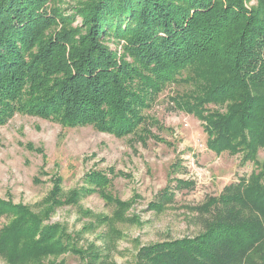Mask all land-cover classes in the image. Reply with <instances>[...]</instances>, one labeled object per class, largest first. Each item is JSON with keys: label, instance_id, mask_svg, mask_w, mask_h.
I'll use <instances>...</instances> for the list:
<instances>
[{"label": "trees", "instance_id": "16d2710c", "mask_svg": "<svg viewBox=\"0 0 264 264\" xmlns=\"http://www.w3.org/2000/svg\"><path fill=\"white\" fill-rule=\"evenodd\" d=\"M62 2L0 0V126L29 108L65 126L137 135L153 101L184 86L174 104L205 122L209 148L241 154L256 170L196 209L198 235L145 246L136 264H264V0H77L71 15ZM111 38L124 42L121 57L106 46ZM59 194L56 184L44 212L0 200V216L11 217L0 229L7 264L97 257L51 222Z\"/></svg>", "mask_w": 264, "mask_h": 264}, {"label": "rangeland", "instance_id": "374dc122", "mask_svg": "<svg viewBox=\"0 0 264 264\" xmlns=\"http://www.w3.org/2000/svg\"><path fill=\"white\" fill-rule=\"evenodd\" d=\"M62 1L64 13L73 14L70 7L77 0ZM123 44L106 41L119 56ZM184 90L165 89L144 111L137 135L116 137L92 125L69 127L34 116L29 108L0 126V200L44 212L57 184L63 205L53 208L51 222L66 225L85 253L97 252L91 262L70 254L52 261L136 264L145 246L198 235L202 227L196 209L256 170L254 163H243L241 154L209 148L205 122L174 104L173 97ZM258 159L264 161V150ZM96 174L111 182L99 186L111 201L89 180ZM162 192L172 194L170 204L159 202ZM9 218L0 216V229ZM0 264L7 262L0 258Z\"/></svg>", "mask_w": 264, "mask_h": 264}]
</instances>
